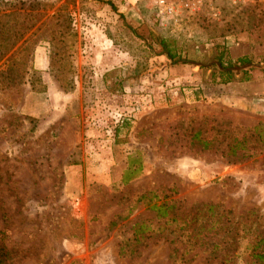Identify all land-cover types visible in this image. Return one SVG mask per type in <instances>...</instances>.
<instances>
[{
    "label": "rangeland",
    "instance_id": "374dc122",
    "mask_svg": "<svg viewBox=\"0 0 264 264\" xmlns=\"http://www.w3.org/2000/svg\"><path fill=\"white\" fill-rule=\"evenodd\" d=\"M259 104L264 0H0V264H264Z\"/></svg>",
    "mask_w": 264,
    "mask_h": 264
},
{
    "label": "trees",
    "instance_id": "16d2710c",
    "mask_svg": "<svg viewBox=\"0 0 264 264\" xmlns=\"http://www.w3.org/2000/svg\"><path fill=\"white\" fill-rule=\"evenodd\" d=\"M165 56L169 59L171 58V56L169 55V53H166ZM237 62L241 65V64H245V59H239L237 60ZM216 67L218 69V75L224 78V83L228 82L229 76L230 74L234 71L230 66L226 65V66H222L220 63H216ZM134 174L129 176L128 179L133 178Z\"/></svg>",
    "mask_w": 264,
    "mask_h": 264
},
{
    "label": "crops",
    "instance_id": "0c3cea01",
    "mask_svg": "<svg viewBox=\"0 0 264 264\" xmlns=\"http://www.w3.org/2000/svg\"><path fill=\"white\" fill-rule=\"evenodd\" d=\"M244 41H245V39H244ZM247 41V40H246ZM260 101H262V100H258V103H260ZM260 105V104H259ZM262 108H264V107H262L261 105H260V107H258V110L260 111V110H262Z\"/></svg>",
    "mask_w": 264,
    "mask_h": 264
},
{
    "label": "built area",
    "instance_id": "2783aa9c",
    "mask_svg": "<svg viewBox=\"0 0 264 264\" xmlns=\"http://www.w3.org/2000/svg\"><path fill=\"white\" fill-rule=\"evenodd\" d=\"M166 11H167V13H170L171 10L170 9H167Z\"/></svg>",
    "mask_w": 264,
    "mask_h": 264
}]
</instances>
